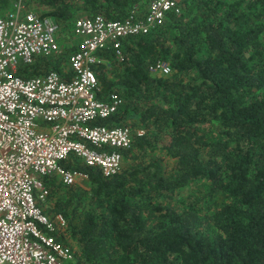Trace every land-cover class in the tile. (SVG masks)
I'll return each mask as SVG.
<instances>
[{
	"label": "trees",
	"instance_id": "1",
	"mask_svg": "<svg viewBox=\"0 0 264 264\" xmlns=\"http://www.w3.org/2000/svg\"><path fill=\"white\" fill-rule=\"evenodd\" d=\"M16 1L0 0V15ZM27 1L58 22L59 41L78 15L122 19L142 6ZM180 5L148 33L124 38L120 56L108 45L97 52L103 61L92 64L96 97L115 91L123 99L104 122L133 129L121 170L104 175L69 154L61 164L86 173V188L42 177L47 197L57 196L44 211L66 219L63 235H54L75 247L69 264H264V0ZM62 47L18 73L62 72L75 45ZM158 60L172 71H150ZM200 184L202 195L177 199L182 188Z\"/></svg>",
	"mask_w": 264,
	"mask_h": 264
},
{
	"label": "built area",
	"instance_id": "2",
	"mask_svg": "<svg viewBox=\"0 0 264 264\" xmlns=\"http://www.w3.org/2000/svg\"><path fill=\"white\" fill-rule=\"evenodd\" d=\"M141 1L143 13L137 8L122 19L77 17L72 29L75 49L66 69L28 76L18 69L36 55L63 53L57 35L61 27L21 0L0 15V264L73 260L72 247L54 235H63V215L52 217L41 205L48 194L42 177L54 174L65 184L87 177L61 164L69 154L104 175L120 169L121 150L130 145L132 131L127 124L104 122L123 99L115 91L104 99L96 97L99 85L92 64L103 61L97 52L108 45L120 56L124 38L162 24L168 12L180 10L182 0ZM149 70L172 71L166 60L151 64Z\"/></svg>",
	"mask_w": 264,
	"mask_h": 264
},
{
	"label": "rangeland",
	"instance_id": "3",
	"mask_svg": "<svg viewBox=\"0 0 264 264\" xmlns=\"http://www.w3.org/2000/svg\"><path fill=\"white\" fill-rule=\"evenodd\" d=\"M22 1L24 2V0H22ZM24 4L27 5L29 8H31L35 12H38L39 13V11L42 10L41 7L38 6L37 4H35L34 2L27 1V3H24ZM139 7H141L142 10H143V6H140V4H139ZM79 16H84V14L78 15L77 17H79ZM74 20H73V22H71V25H70L71 27L70 28H68V29L64 28L63 29L62 34H63V38L64 37L65 38L60 41V43H61L62 46L65 43L68 44L69 46L71 44L75 45V40H74V37H73V34H72ZM73 40H74V42H73ZM164 162L165 163H168L169 165L172 164V162L167 157H164ZM75 183L80 184L82 187H85V188L89 184L88 183V180H87V177H81V178L77 179ZM203 191H204V188L202 187L201 184L200 185H197V186H191V185H189V186H186V187H184V188H182L180 190V193H179V196L177 197V199H179V197H181V198L183 197V198H185L187 200L194 199V198L202 195L203 194ZM56 197H57L56 195H53L51 197H47V200L43 201L44 202L43 203V208H44L43 210L46 211L48 209V206H50L51 204H53V202L56 199ZM48 212H47V214H49ZM56 213H59V212H56ZM56 213H54L53 215H50V214L49 215L53 217ZM64 219H65V217H64ZM64 232H66V229L64 230ZM65 235H66L68 241L71 242L70 241L71 239H70L69 234L66 232ZM73 248H75V247H72V249Z\"/></svg>",
	"mask_w": 264,
	"mask_h": 264
},
{
	"label": "crops",
	"instance_id": "4",
	"mask_svg": "<svg viewBox=\"0 0 264 264\" xmlns=\"http://www.w3.org/2000/svg\"><path fill=\"white\" fill-rule=\"evenodd\" d=\"M140 3L142 4L143 9L145 10V3H144L143 1H141ZM138 8H139V9H142V8L139 7V6H138ZM74 49H75V48H74ZM62 66H63V67H62V71H64V70L66 69V67H67V61H66L65 63H63Z\"/></svg>",
	"mask_w": 264,
	"mask_h": 264
},
{
	"label": "bare ground",
	"instance_id": "5",
	"mask_svg": "<svg viewBox=\"0 0 264 264\" xmlns=\"http://www.w3.org/2000/svg\"><path fill=\"white\" fill-rule=\"evenodd\" d=\"M182 2V1H181ZM121 170V169H120Z\"/></svg>",
	"mask_w": 264,
	"mask_h": 264
}]
</instances>
